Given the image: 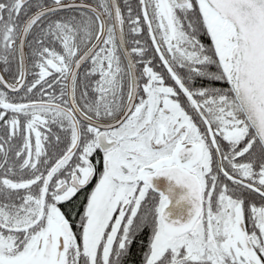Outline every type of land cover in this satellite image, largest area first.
<instances>
[{
    "label": "snow or ice",
    "instance_id": "snow-or-ice-1",
    "mask_svg": "<svg viewBox=\"0 0 264 264\" xmlns=\"http://www.w3.org/2000/svg\"><path fill=\"white\" fill-rule=\"evenodd\" d=\"M0 264H264V0H0Z\"/></svg>",
    "mask_w": 264,
    "mask_h": 264
}]
</instances>
